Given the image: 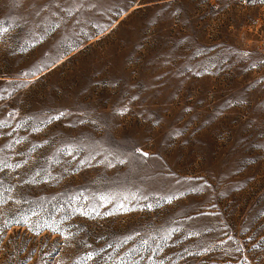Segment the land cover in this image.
Wrapping results in <instances>:
<instances>
[{
	"label": "rangeland",
	"instance_id": "374dc122",
	"mask_svg": "<svg viewBox=\"0 0 264 264\" xmlns=\"http://www.w3.org/2000/svg\"><path fill=\"white\" fill-rule=\"evenodd\" d=\"M0 27V264H264V3L0 0Z\"/></svg>",
	"mask_w": 264,
	"mask_h": 264
},
{
	"label": "snow or ice",
	"instance_id": "6c2138e0",
	"mask_svg": "<svg viewBox=\"0 0 264 264\" xmlns=\"http://www.w3.org/2000/svg\"><path fill=\"white\" fill-rule=\"evenodd\" d=\"M245 2H251V3H257V2H259V3H264V0H245ZM3 31H6V29H3L2 27H0V33H2Z\"/></svg>",
	"mask_w": 264,
	"mask_h": 264
}]
</instances>
